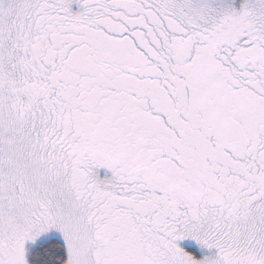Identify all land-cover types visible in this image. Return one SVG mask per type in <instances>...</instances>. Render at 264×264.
Returning <instances> with one entry per match:
<instances>
[{"label":"snow or ice","instance_id":"snow-or-ice-1","mask_svg":"<svg viewBox=\"0 0 264 264\" xmlns=\"http://www.w3.org/2000/svg\"><path fill=\"white\" fill-rule=\"evenodd\" d=\"M0 264H264V0H0Z\"/></svg>","mask_w":264,"mask_h":264}]
</instances>
